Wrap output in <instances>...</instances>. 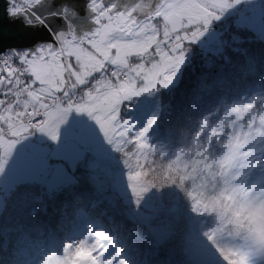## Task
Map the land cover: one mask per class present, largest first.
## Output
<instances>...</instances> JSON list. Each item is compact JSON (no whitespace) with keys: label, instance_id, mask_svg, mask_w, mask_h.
<instances>
[{"label":"trees","instance_id":"16d2710c","mask_svg":"<svg viewBox=\"0 0 264 264\" xmlns=\"http://www.w3.org/2000/svg\"><path fill=\"white\" fill-rule=\"evenodd\" d=\"M213 29L222 50L205 53L190 45L179 82L154 92L160 113L144 150L131 134L115 162L102 159L93 169L98 159L88 154L76 167V182L51 197L38 185L25 184L9 195L0 218V264L18 263L15 250L23 238L36 247L47 239V246L57 250V239L78 232L85 222L123 243L132 264H221L214 254L201 259L208 246L212 252L214 246L218 253L219 248L239 253L241 228L230 213L240 208L234 195L249 167L245 152L253 145L247 138L264 135V40L241 26L237 15L217 21ZM136 114L131 104L122 109L125 119ZM233 139L242 149L231 168ZM123 174L137 180L150 198V223L136 220L119 195L116 183ZM16 192L30 196L29 202L15 206ZM6 226L11 229L7 238ZM194 236L203 248H197Z\"/></svg>","mask_w":264,"mask_h":264},{"label":"rangeland","instance_id":"374dc122","mask_svg":"<svg viewBox=\"0 0 264 264\" xmlns=\"http://www.w3.org/2000/svg\"><path fill=\"white\" fill-rule=\"evenodd\" d=\"M190 4L206 8L212 14L207 16L210 23H205L204 19L189 23L188 15L184 14L179 18L176 30L171 31L172 25L164 18L163 13L173 11L169 6L179 9ZM159 13L161 15H156L147 22L146 31L135 30V37H155L156 42L147 51H131L123 61L116 64L111 60L104 62L89 77H85L86 83L83 86L72 74L73 68L76 71L81 69L74 57L69 59L67 63L73 68H66L62 85L49 93H41V99H49L47 111L51 115H46L45 124L35 129L36 134H31L32 128L21 120L26 111L23 116L18 115L24 108L15 112V104H12L10 110H2L0 218L6 208L7 198L22 184L38 185L41 192L51 197L63 187L76 182V167L88 154L98 159L91 164L93 169L99 168L98 164L102 159L115 162V153L130 142L131 134L135 135L132 141L137 140L140 149L144 150L160 113V108L153 100L154 92L158 88H168L179 82L192 54L190 45L198 46L205 53H218L222 50L221 40L213 29L217 21L237 15L241 26L250 28L258 38L264 40V0H168ZM194 32L197 33L195 37ZM177 36L180 37L179 40L176 39ZM135 37L127 34L117 42L130 44ZM176 44L180 47L174 48ZM158 48L171 57L162 68ZM118 52L119 50L114 51L113 57ZM76 95L79 97H75ZM262 98L264 104V96ZM53 104L56 105L55 108L52 107ZM127 104L133 105L137 114L125 119L122 109ZM77 105L85 107L78 111ZM247 139L253 149L245 152L249 156L246 161L249 167L245 179L235 189L238 191L234 196L239 200V209L264 202V135L249 136ZM254 140L257 142L254 143ZM231 142L232 157L227 161V166L232 168L236 166V154L242 148L238 147L240 142L235 139ZM116 189L131 208L132 216L142 224L150 223L153 205L142 185L123 174L117 178ZM20 194H15V206L29 202L26 200L30 196L21 197ZM2 232L7 238L11 229L6 226ZM70 233L72 234L57 239L61 253L49 249L47 239L39 247L34 246L28 238L21 239L15 250L19 257L17 264H78V261L79 264H132L124 252L123 243L112 241L115 248L110 243L109 246L103 245L106 232L97 225L85 222L78 232ZM194 238L197 248L205 246L196 240L198 238ZM208 247L202 250L205 253L202 252L201 259L206 256L214 257V254V260L221 262V255ZM238 248L239 260H244L245 264L264 262V237L258 231L241 228Z\"/></svg>","mask_w":264,"mask_h":264},{"label":"snow or ice","instance_id":"6c2138e0","mask_svg":"<svg viewBox=\"0 0 264 264\" xmlns=\"http://www.w3.org/2000/svg\"><path fill=\"white\" fill-rule=\"evenodd\" d=\"M8 2L10 17L23 16L29 20L35 18L40 23H44V20L35 11L41 0H8ZM89 7L96 14L95 22L99 25L93 33L86 34L80 40H77L73 33H54L56 40L59 41V50L53 44H48L41 46L35 55L32 52H20L13 49L7 56H0V87L7 86V91L17 97V102L23 107L30 106L33 112L38 107L44 108L45 114L50 116L51 113L47 111V101L41 99V93H49L62 85L66 68H73L67 61L73 57L81 71H76L73 68L72 74L83 86L86 83L85 77H89L92 71L104 62L111 60L113 64H116L123 61L129 52H145L156 42L154 36H149L147 39L135 37L138 25V21L133 18L135 9H126L115 15L113 14L115 5H112L111 8L106 7L104 0H90ZM169 7H172L173 11L163 14L164 18L172 25L171 31L176 30L179 26V18L184 14L188 15L189 23H195L200 19H204L205 23H210L207 16L212 14L198 4L183 5L179 9L176 6ZM157 15L159 16L161 13H157ZM147 28L148 25H143L139 27V31L144 32ZM125 34H132L135 37L132 43L117 42ZM196 35L197 33L194 32L193 37ZM165 38H167V31ZM176 39L179 40L180 37L177 36ZM185 39L188 37L185 36ZM173 47L178 48L180 45L176 44ZM116 50L119 52L113 57L112 54ZM157 51L161 56L162 68L167 65L171 57L162 49L158 48ZM2 94L0 93V95ZM20 97H24V99H20ZM89 98H92L91 93H89ZM11 107L10 105L9 110ZM52 107L55 108L56 105L53 104ZM84 107L85 105H77V110H83ZM24 114V112L18 113L20 116ZM97 119L100 118L97 117ZM138 175L139 173H137ZM218 251L227 264H245L244 260L236 259L239 253L235 250L219 248Z\"/></svg>","mask_w":264,"mask_h":264},{"label":"water","instance_id":"95a60500","mask_svg":"<svg viewBox=\"0 0 264 264\" xmlns=\"http://www.w3.org/2000/svg\"><path fill=\"white\" fill-rule=\"evenodd\" d=\"M89 0H44L35 9L37 14L44 20L41 28H39L38 20L32 18L29 20L26 17H10L8 14L9 2L8 0H0V56L9 54L13 49L16 51H28L36 54L41 46L53 44L59 50V41L49 40L51 36L61 32L67 34V25L63 19L56 16L61 15V12L51 11L50 14L56 13L52 17L53 24L50 23L49 18H46L43 13H48L42 9L46 5L55 4L67 8L68 12L76 14L78 22H82L81 18L83 8ZM114 4L118 10L130 9L134 7L137 14L143 17H148L153 14L162 0H106ZM70 8V9H69ZM61 21L66 25L62 24ZM82 34V33H80ZM79 34V35H80ZM65 264V263H64Z\"/></svg>","mask_w":264,"mask_h":264},{"label":"flooded vegetation","instance_id":"af4514ba","mask_svg":"<svg viewBox=\"0 0 264 264\" xmlns=\"http://www.w3.org/2000/svg\"><path fill=\"white\" fill-rule=\"evenodd\" d=\"M42 1H44V0H41V2ZM167 1L168 0H162L159 3V5L157 6V8L153 14H151L148 17H143V18H141V16H139L137 14V10L134 7L130 8L129 10H131V9L136 10L135 15L133 17L134 19H136L138 21V25H137L136 29H139V27L146 25L148 21L152 20L153 17L156 16L157 13H159L160 10L163 9V7L167 4ZM104 2L106 4V7H109V8H111L112 5H114L112 3L107 2L106 0H104ZM89 4H90V0L86 2V5H84L85 7L83 8V13H82V15H80V16H82V18H81L82 22H78V17L76 18L77 12H75V13L68 12L67 8L62 7L61 5H55V4H51V6L46 5V8L45 9L43 8L42 10L45 12H48V13H43V14L45 15L46 18H49L48 20H50V23H52V24H53L52 17H55L54 15H56V13H52V15H51L50 12L51 11L61 12L62 14L59 16H56V17L63 19L64 20L63 22L66 23L67 34L73 33L76 36V39L80 40L86 34L93 33L96 30V28L99 27V25H97L95 22L96 14L91 11ZM126 9L118 10L117 7L115 6V10H114L113 14L118 15L120 12H124ZM65 10H67V12H65ZM37 22H38L39 28H41L42 23H40L39 20ZM63 22L61 21L62 24H64ZM80 33H82V34H80ZM125 35H127V34H125ZM49 40L50 41L51 40L57 41L55 36H51Z\"/></svg>","mask_w":264,"mask_h":264},{"label":"clouds","instance_id":"9594fccd","mask_svg":"<svg viewBox=\"0 0 264 264\" xmlns=\"http://www.w3.org/2000/svg\"><path fill=\"white\" fill-rule=\"evenodd\" d=\"M230 218L237 227L258 231L261 237H264V202L257 206L241 208L234 215L230 213ZM209 244L211 245V241ZM213 250L215 251L214 246ZM217 255H219L218 252ZM220 260L221 264H227L221 256Z\"/></svg>","mask_w":264,"mask_h":264},{"label":"built area","instance_id":"2783aa9c","mask_svg":"<svg viewBox=\"0 0 264 264\" xmlns=\"http://www.w3.org/2000/svg\"><path fill=\"white\" fill-rule=\"evenodd\" d=\"M8 54H3L1 56H7ZM0 107L2 109L8 108L10 105L15 104V108L23 109V112L26 114L24 115L23 122L26 123L28 126L39 129L41 128L46 122V114L45 109H36L35 112L31 110V107L28 108L23 107L21 104L17 102V98L11 93L7 91V86L0 87ZM20 99H24V97H20ZM49 110V109H47ZM5 133V132H4ZM1 137V136H0Z\"/></svg>","mask_w":264,"mask_h":264}]
</instances>
